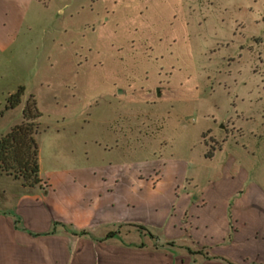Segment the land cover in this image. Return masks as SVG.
Masks as SVG:
<instances>
[{"label":"rangeland","instance_id":"1","mask_svg":"<svg viewBox=\"0 0 264 264\" xmlns=\"http://www.w3.org/2000/svg\"><path fill=\"white\" fill-rule=\"evenodd\" d=\"M89 2L49 1L32 29L0 52V108L24 86L0 115V130L31 93L42 167L54 156L81 159L84 147L91 159L122 158L91 141L83 146V136L108 129L115 150L125 145L132 164L150 163L153 174L170 153L201 175L200 147L206 156L225 139L255 143L253 171L264 183V0ZM64 114L68 129L83 128L71 144L50 130Z\"/></svg>","mask_w":264,"mask_h":264},{"label":"crops","instance_id":"2","mask_svg":"<svg viewBox=\"0 0 264 264\" xmlns=\"http://www.w3.org/2000/svg\"><path fill=\"white\" fill-rule=\"evenodd\" d=\"M49 1L0 0V52L32 29ZM21 108L0 134L20 120ZM61 118L50 130L71 144L83 128L68 129ZM110 134L83 136V146L91 141L122 158L91 159L84 147L81 159L54 156L42 167L37 143V183L0 171V264H264V183L253 171L255 143L225 139L210 156L200 147L201 175L170 153L153 174L150 163L141 170L132 164L125 145L115 150Z\"/></svg>","mask_w":264,"mask_h":264},{"label":"trees","instance_id":"3","mask_svg":"<svg viewBox=\"0 0 264 264\" xmlns=\"http://www.w3.org/2000/svg\"><path fill=\"white\" fill-rule=\"evenodd\" d=\"M24 86L18 84L6 95L0 108V115L5 109L15 106L20 101ZM40 115L35 99L30 93L21 108L20 121L12 124L0 134V171L20 178L23 184H34L38 177V148L35 139L39 131L35 118ZM210 153H206V156ZM141 228V227H140ZM109 231L106 235L111 234Z\"/></svg>","mask_w":264,"mask_h":264}]
</instances>
